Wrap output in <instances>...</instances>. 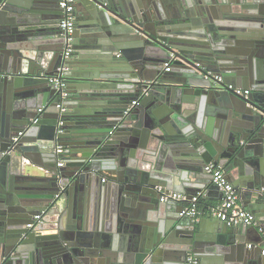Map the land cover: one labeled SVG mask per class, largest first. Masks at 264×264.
Listing matches in <instances>:
<instances>
[{"label": "water", "instance_id": "95a60500", "mask_svg": "<svg viewBox=\"0 0 264 264\" xmlns=\"http://www.w3.org/2000/svg\"><path fill=\"white\" fill-rule=\"evenodd\" d=\"M74 13L63 59L58 0H0V264H264V227L203 226L159 199L217 191L213 162L264 224V0H76ZM62 64L64 111L48 81Z\"/></svg>", "mask_w": 264, "mask_h": 264}, {"label": "built area", "instance_id": "2783aa9c", "mask_svg": "<svg viewBox=\"0 0 264 264\" xmlns=\"http://www.w3.org/2000/svg\"><path fill=\"white\" fill-rule=\"evenodd\" d=\"M75 3L76 0H58V7L60 9L58 28L60 30L61 37L63 38L64 44L63 59H67L68 57H70L72 52V33L74 32L76 24V16L74 13ZM66 70V65L62 64L57 67V70L54 74L48 77L49 83L56 91L55 100L57 102V107H59L61 111L65 110V108L62 106V101L67 98V77L65 74ZM164 70H170V61L165 62ZM207 75H211L213 80L215 81V85L220 86L218 84L222 83L223 80L221 74L213 73V71H208ZM220 87H222L223 89H227L233 94L243 98H248L251 94L250 89L235 87L231 84H224ZM132 103H136V100H134ZM45 108L46 106H41L37 109V116L33 118V123L38 121ZM62 123L63 121L59 120L58 125L62 126ZM57 131L62 132V129H58ZM63 151L64 147L61 145H58L55 149V152L57 154H61L63 153ZM63 163L64 162L62 158H59L58 165L61 166L63 165ZM203 170L205 173L210 175L212 184L216 186V189L221 196L218 202L206 207L205 210H202L199 206V201L202 199L203 194L198 193L195 194L191 199H186V196L182 193L173 190L165 191L162 188H160V201L176 200L185 202L181 215L189 217L192 221H198L203 215L207 214L211 218L225 222L229 226H239L241 224H245L248 226L254 225V214L242 205L239 193L235 185L227 179L224 168L218 164L209 162L205 164ZM42 216V211L35 214L32 217L31 222L27 223L26 227L32 228L35 223L41 221ZM248 246L250 247V245ZM260 253L264 256V249H262ZM197 262V258L193 255H188L186 258V264H195Z\"/></svg>", "mask_w": 264, "mask_h": 264}, {"label": "crops", "instance_id": "0c3cea01", "mask_svg": "<svg viewBox=\"0 0 264 264\" xmlns=\"http://www.w3.org/2000/svg\"><path fill=\"white\" fill-rule=\"evenodd\" d=\"M136 98H137V96H135L134 99H136ZM48 113L50 114V110L48 111ZM239 196H240V194H239ZM220 198H221V196H220L219 192L216 191V190H214V189L212 190V192H211L210 195H207V194L203 193V197H202L203 202L200 203L201 204V207L200 208L202 210H205L206 207H208V206H210V205L218 202L220 200ZM240 201H241L242 205L245 206L246 200H244V198H242L241 196H240ZM249 211H251L253 213L252 210H249ZM213 220H216V219L211 218L210 216H208L207 214H205L196 223L198 224V223L201 222L203 224V226H204V225L208 224L209 222H212ZM253 226L259 228V226L264 227V224H263V221L258 220V218H256L255 224ZM249 234H250V236H249L250 240H248L249 243H246V246H245V250L246 251H248L250 249V247L248 245L252 244L255 241V239H257L256 237H258L256 234H251V233H249ZM120 249H121L120 246L117 245L116 252L122 251ZM262 249H264V243H263ZM252 251L254 252V254H256L258 252V250H257L256 247H253L252 248ZM258 254H259V256H263V255H261V253H258ZM208 261H209V258H208ZM209 262H207V263H209ZM209 264H211V263H209ZM213 264H215V263H213Z\"/></svg>", "mask_w": 264, "mask_h": 264}, {"label": "trees", "instance_id": "16d2710c", "mask_svg": "<svg viewBox=\"0 0 264 264\" xmlns=\"http://www.w3.org/2000/svg\"><path fill=\"white\" fill-rule=\"evenodd\" d=\"M201 202H203V200H202V199L199 201V206H200V207H201V204H200Z\"/></svg>", "mask_w": 264, "mask_h": 264}, {"label": "flooded vegetation", "instance_id": "af4514ba", "mask_svg": "<svg viewBox=\"0 0 264 264\" xmlns=\"http://www.w3.org/2000/svg\"><path fill=\"white\" fill-rule=\"evenodd\" d=\"M62 166V165H61Z\"/></svg>", "mask_w": 264, "mask_h": 264}]
</instances>
